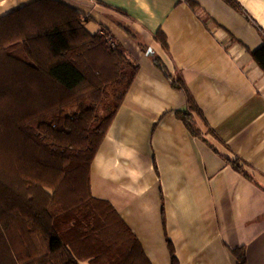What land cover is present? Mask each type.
I'll return each mask as SVG.
<instances>
[{
	"label": "crops",
	"instance_id": "0c3cea01",
	"mask_svg": "<svg viewBox=\"0 0 264 264\" xmlns=\"http://www.w3.org/2000/svg\"><path fill=\"white\" fill-rule=\"evenodd\" d=\"M37 1L0 0V18ZM55 1L140 67L90 165L92 196L117 210L151 264H173L168 241L177 264H236L239 249L245 264H264V69L251 56L264 48V0Z\"/></svg>",
	"mask_w": 264,
	"mask_h": 264
},
{
	"label": "trees",
	"instance_id": "16d2710c",
	"mask_svg": "<svg viewBox=\"0 0 264 264\" xmlns=\"http://www.w3.org/2000/svg\"><path fill=\"white\" fill-rule=\"evenodd\" d=\"M88 21L55 0L0 18V264H151L117 210L90 192V165L140 67ZM156 39L167 49L163 32ZM251 56L264 69V48ZM177 116L199 134L191 112Z\"/></svg>",
	"mask_w": 264,
	"mask_h": 264
}]
</instances>
